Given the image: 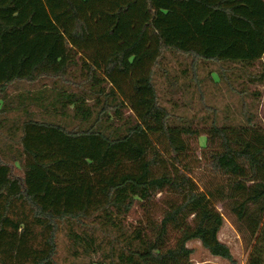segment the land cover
Here are the masks:
<instances>
[{"label":"trees","instance_id":"obj_1","mask_svg":"<svg viewBox=\"0 0 264 264\" xmlns=\"http://www.w3.org/2000/svg\"><path fill=\"white\" fill-rule=\"evenodd\" d=\"M168 53L237 64L264 85V0H0V96L53 85L0 102L25 115L9 127L22 177L0 152V264H58L61 231L77 254L108 234L110 264H191L193 240L237 264L218 202L254 242L246 264H264V127L247 110L202 133L170 123L155 81ZM187 135L207 137L198 168L225 181L218 195L183 165ZM137 205L144 217L127 227Z\"/></svg>","mask_w":264,"mask_h":264},{"label":"rangeland","instance_id":"obj_2","mask_svg":"<svg viewBox=\"0 0 264 264\" xmlns=\"http://www.w3.org/2000/svg\"><path fill=\"white\" fill-rule=\"evenodd\" d=\"M260 63L264 64V57ZM222 71H225L226 77L222 75ZM249 71L253 72L254 69ZM155 81L161 104L171 114L170 123L191 125L193 129L202 133L206 132L214 123L219 126L245 123V111L247 110L251 111L264 127V85L251 83L249 75L241 69L240 65L201 61L196 67H193L191 58L168 53L162 62V67L158 70ZM43 82L35 84L15 82L9 86L6 96H0V102L9 99L14 102L16 107L19 95L42 90L44 84L47 88H52L51 82ZM256 91L262 94L259 101L253 97V93ZM30 109L37 114V118L41 117L42 112L39 108L31 106ZM4 119H7V122L5 127L0 128V152L3 151L6 154L4 159L12 168L14 175L22 177L24 175L23 167L19 163L11 161V157L16 155V151L19 149L17 140L21 133L13 135L15 130H10L9 127L18 119L24 120L25 115L22 110L15 108L0 112V122ZM53 119L54 117H50V120ZM57 119L60 117L55 118V120ZM183 141L189 147V152L183 156V165L190 167L192 178L202 190L209 189L218 195L217 188L225 181L214 179L204 169L198 168L199 163L202 162V154L206 149L207 137L187 135L184 136ZM168 156L172 158L171 155ZM219 197L217 196L218 199ZM216 207L224 216V224L219 233L220 241L230 247L237 264H246L254 242L251 241L248 233H242L240 230L239 223L231 212L228 202L224 204L218 202ZM143 217L144 212L140 205H137L125 222L122 220V223L127 227L136 228ZM97 235L100 237L99 241L105 238L100 248L96 247L97 242L90 248L91 252L96 249L97 253L89 254L79 246L77 254L65 232L61 231L58 235V250L55 257L57 263L90 264L94 262L98 264L101 262L110 264V259L106 258L109 250L108 234L99 231ZM188 247L194 251L191 264H231L227 260L212 256L198 240L189 242Z\"/></svg>","mask_w":264,"mask_h":264}]
</instances>
